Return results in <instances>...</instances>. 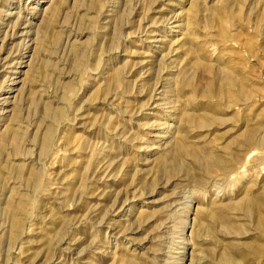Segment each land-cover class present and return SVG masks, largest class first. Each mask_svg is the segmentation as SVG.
<instances>
[{
	"label": "rangeland",
	"instance_id": "374dc122",
	"mask_svg": "<svg viewBox=\"0 0 264 264\" xmlns=\"http://www.w3.org/2000/svg\"><path fill=\"white\" fill-rule=\"evenodd\" d=\"M0 264H264V0H0Z\"/></svg>",
	"mask_w": 264,
	"mask_h": 264
},
{
	"label": "bare ground",
	"instance_id": "6f19581e",
	"mask_svg": "<svg viewBox=\"0 0 264 264\" xmlns=\"http://www.w3.org/2000/svg\"><path fill=\"white\" fill-rule=\"evenodd\" d=\"M10 86H11V85H10ZM207 161H209L210 163H214L216 160L214 159V157L209 156V157L207 158Z\"/></svg>",
	"mask_w": 264,
	"mask_h": 264
}]
</instances>
